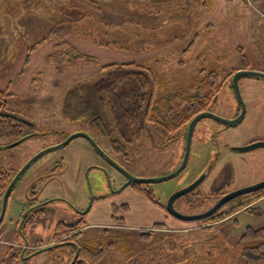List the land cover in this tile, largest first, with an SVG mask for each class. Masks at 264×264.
Returning <instances> with one entry per match:
<instances>
[{"label": "rangeland", "instance_id": "374dc122", "mask_svg": "<svg viewBox=\"0 0 264 264\" xmlns=\"http://www.w3.org/2000/svg\"><path fill=\"white\" fill-rule=\"evenodd\" d=\"M68 2L14 0L10 9L12 4L9 0H0V91L4 93L0 94V106L3 105L0 110L14 112L23 119V132L36 133L19 145L0 150L1 172L17 171L31 156L77 131L93 134L100 147L134 176L156 177L179 165L183 153L182 139L172 141L169 138L170 144H163L167 140L153 131L148 123L142 124V129L135 132L130 140L116 133L108 137L98 133L97 125L89 116L65 107V104L73 103V100H67V96H74L69 94L71 90L76 89L79 93L83 86L100 79V66L103 64L136 62L150 66L159 77L157 81L171 85L187 79L182 77L195 75L198 69L217 70L220 87L209 109L224 118H233L238 111L230 86L232 74L237 69L246 68L264 72V0H253L250 4L244 0H135L139 4L138 10L133 9V1L125 4L122 0H110L100 11V18L103 22L126 19L119 28L128 33H115L125 47L96 45L87 37L68 34L63 26L56 27L66 25L65 20L76 18L77 8L69 6ZM138 25L142 26L143 32L138 31L134 35L137 30L133 28ZM50 32L52 35H49ZM92 37L103 40V35L97 31L92 32ZM143 38L145 45L139 48V39ZM38 41L41 43L29 51V62L25 64L28 47ZM62 41L92 57V65L84 67L78 64L75 68H65L62 73H56L46 61V56L54 52L56 44ZM240 53L245 55V59H240ZM239 87L246 105L242 121L237 126L224 127L214 136V142L202 149L194 135L187 166L171 179L150 184L151 200L130 187L112 198L97 199L106 187L109 194L114 193L113 190L124 179L83 137H76L64 147L42 155L23 173L8 198L4 225L8 226L10 218H17L27 204L26 196L32 190L37 191L40 199L56 196L58 210L46 215L35 229L40 238L32 236L33 240L50 238L57 222H68L94 197L95 205L91 212L97 206L100 209L114 205L119 207L115 218L111 216L95 228L83 229L86 236L95 235L103 228L119 230L117 247L107 252L109 264H125L128 252L141 248H151L150 252L156 253L154 264H194L198 261L230 264L233 257L220 254L219 247L213 253L209 250L208 254L199 249L200 256H197V252L186 246L189 240L202 238L204 235L200 232L210 222L171 218L160 206L165 204L172 192L200 175H204V179L193 189L192 195L185 197L193 203L176 200L175 207L179 212L190 215L202 213L220 197L217 198V194L224 195V192L264 180V147L246 151L234 149L264 141V79L241 77ZM104 114L107 116L108 111L104 110ZM201 122L213 126L209 118L204 117ZM216 127L222 126L218 124ZM208 134L206 138L212 139ZM111 139L117 141L116 145L111 146ZM4 144L7 140L0 139V145ZM174 152H177L176 156ZM45 173H51L53 179L43 189L48 178L45 176L42 179ZM38 175L41 178L33 180ZM123 204L128 208L122 209ZM250 205L256 208L249 212L238 211L212 222L215 228L210 232L217 233L216 240L220 246L231 247L246 226L256 228L264 225V198ZM116 217L125 219L121 223ZM154 223H166V227H154ZM4 230V235L1 233L0 236V260L10 257L11 248H16L19 254L24 245L21 241H14L12 227H5ZM139 231H151V240L144 245L133 243ZM227 236L229 238L226 239ZM31 241L27 250L49 245ZM64 254V248L55 247L14 263L11 257L10 263L2 264H65L68 258ZM28 256L30 254L24 258ZM60 257L61 260L57 259Z\"/></svg>", "mask_w": 264, "mask_h": 264}, {"label": "trees", "instance_id": "16d2710c", "mask_svg": "<svg viewBox=\"0 0 264 264\" xmlns=\"http://www.w3.org/2000/svg\"><path fill=\"white\" fill-rule=\"evenodd\" d=\"M9 1L12 4L9 5L11 9L14 0ZM122 1L125 4L128 1H133V9H139V4L134 2L135 0ZM108 2L110 0H73L72 2L69 0V6L77 8L76 18L65 20L66 25L61 24L56 27L63 26L68 34L87 37L96 45L125 47L123 45L125 43L122 42V39H117L115 33H121L122 35L128 33L127 31L123 33L119 28V26H123V20L126 19L103 22L100 18V11L102 8H106ZM133 29L134 31L137 30L134 35L138 31L143 32L140 25ZM94 31H97L101 36L103 35V40L93 38L92 32ZM49 35H52V32ZM143 40L144 38L139 39L140 43H144L140 45L138 42L139 48L145 45ZM40 43L41 41H38L28 47L25 64L29 62V51L35 49ZM7 44L9 45L10 42ZM239 57L241 60L245 59V55L241 53ZM46 61L53 66L56 73H62L65 68H75L78 64H82L84 67L91 66L94 62L92 57L80 52L67 41L56 44L54 52L46 56ZM180 62H184V60L180 59ZM100 68L102 74L100 79L91 85L83 86L79 93H76V89L71 90L69 94L73 93L74 96L72 98L67 96V100L71 99L73 103L70 105L65 104V107L73 112L76 111L77 114L89 116L94 125H97L96 130L100 134L110 137L111 134L116 133L126 140L132 139L135 132L139 131L140 128L142 129L144 123H148L153 131L165 140L178 135L185 129L191 117L204 110L214 101L221 82L219 72L214 69H198L195 75L182 77L187 79L179 84L171 85L157 81L156 78L159 77L153 67L136 62L108 63L101 65ZM0 94L4 93L0 91ZM104 110L108 111L107 116L104 114ZM15 116L14 112L6 109L0 110V139H6L7 144L28 135L30 137L34 136L32 133L22 131L21 127L24 122L14 118ZM110 142L111 146H114L117 141L111 139ZM15 172L13 170L11 172L0 171V195ZM145 188V184L135 183L133 185V189L137 193L151 200L152 189L150 186L148 189ZM219 196L221 194L216 195L217 198ZM262 196H264V186L249 193L238 195L224 203L215 212L196 220L210 222L211 224L201 230L200 233L204 235L202 238L189 240L186 246L193 249V252H197V256H200L199 249H204L208 254L209 250L213 253V250L215 251L219 247L220 254L233 257L230 264H264V225L256 228L246 226L231 247L220 246L216 240L217 233L210 232L215 228H213L215 224L212 223L213 221L221 220L238 211L249 212L254 210L256 207L250 204ZM121 207L124 210L127 209L126 204ZM118 208L116 205L112 206V216L114 218ZM116 219L117 222L122 223L124 221V217H116ZM153 225L160 228L166 227V223H154ZM63 226L60 223L56 228L61 229ZM74 229H77V227H72L65 233ZM2 231H4V228ZM118 231L103 228L98 230L95 235L94 233L87 234V236L85 234L83 237L79 236L81 234L79 232L74 242L62 244V246L56 248L61 250L64 247L65 254L69 251L67 254L69 260L72 258L73 253L74 256L77 255L72 264H109L107 252L117 247V238L120 237ZM203 232L210 234H204ZM137 237V240H134L133 243L140 242V245H144V243L151 240L152 232L139 231ZM227 238L229 237L227 236ZM149 249L151 248H141L136 252H128V260L125 264H154L153 261L157 256L156 253L153 254L154 251L150 252ZM15 250L16 248H11L10 257L8 256L7 259L2 258L0 264L10 263L11 260L9 259L11 257L14 258L12 263L18 262L21 255ZM194 264L209 263L198 261ZM210 264L216 263L212 261Z\"/></svg>", "mask_w": 264, "mask_h": 264}, {"label": "water", "instance_id": "95a60500", "mask_svg": "<svg viewBox=\"0 0 264 264\" xmlns=\"http://www.w3.org/2000/svg\"><path fill=\"white\" fill-rule=\"evenodd\" d=\"M247 76H253L256 78H260V79H264V72L262 71H258V70H253V69H237L231 76L230 78V86L233 90V94L237 100L238 106H239V110L238 113L235 117L233 118H224L221 117L215 113H213L212 111H208V110H203L200 111L198 113H196L187 123L186 127H185V131H184V149H183V153H182V157H181V161L179 163L178 166L175 167L174 170L160 175V176H156V177H149V178H142V177H137L134 176L132 174H130L122 165H120L115 159H113L110 155H108L101 147L100 145L97 143V141L93 138V136L88 133V132H84V131H77L74 133H71L69 135H66L64 137V139L59 142L58 144L54 145V146H50L48 148H45L39 152H37L36 154H34L33 156H31L29 158V160H27V162H25L13 175V177L10 179L8 185L6 186V188L4 189V192L2 194L1 197V201H0V223L3 219L4 216V212H5V208H6V203H7V199L11 193V191L13 190L15 184L17 183V181L20 179V177L23 175V173L38 159L40 158L42 155H44L45 153L51 151V150H55V149H59L61 147H64L65 145H67L72 139L76 138V137H83L92 147V149L108 164H110L111 166H113L118 172H120V174H122L126 181L125 183L117 190L114 191V193H119L121 192L123 189H125L127 186H129L132 183H141V184H153L156 182H163L166 181L168 179H171L173 177H175L176 175H178L185 167L186 164L188 162V158H189V154L191 151V141H192V133L194 130V126L196 124V122L198 120H200L201 118L204 117H209L212 120H215L217 122H219L220 124H223L226 128L227 127H234L237 126L242 119L245 116V112H246V105L245 102L242 98L241 92H240V87H239V79L241 77H247ZM16 119H19L20 121H23V119H20L18 117H14ZM33 135H36V133H32ZM30 136H25L22 137L18 140H15L9 144L6 145H0V150L6 149V148H11L13 146L19 145L20 143H22L23 141H25L27 138H29ZM258 146H263L264 147V141H255V142H251L247 145L238 147V148H234L237 151H246V150H250L253 149L255 147ZM204 179V175H200L198 178H196L195 180H193L191 183H189L188 185L179 188L177 190H175L174 192H172L166 202V211L171 214L173 217H175L178 220L181 221H194V220H199L201 219L203 216H207L213 212H215L217 209H219L224 203H226L227 201H229L230 199L238 196V195H242L245 193H249L251 191H254L262 186H264V180L253 183L249 186L246 187H242V188H238V189H234L230 192L225 193L224 195H222L208 210L202 212V213H198V214H183L181 212H179L178 210H176L173 206V202L191 192L196 186H198L201 181ZM28 246V242H24V247L21 250V253H23V251L25 250V248ZM59 244H50L48 246H44L41 248L36 249L35 251H33L32 253H30V256L24 258L22 257V260H27L29 257L33 256L34 254L38 253L39 251L42 250H46V249H50V248H55L58 247ZM76 256H74L72 262L70 264H72L75 259Z\"/></svg>", "mask_w": 264, "mask_h": 264}, {"label": "flooded vegetation", "instance_id": "af4514ba", "mask_svg": "<svg viewBox=\"0 0 264 264\" xmlns=\"http://www.w3.org/2000/svg\"><path fill=\"white\" fill-rule=\"evenodd\" d=\"M204 110H208V111H211L209 109V105L204 109ZM238 110H239V106H238ZM203 111V110H202ZM213 112V111H212ZM238 113V111H237ZM237 114H235L236 116ZM192 118V117H191ZM206 118H209V117H206ZM211 119V118H209ZM212 120V119H211ZM202 121V118L200 120H198L194 126V130H193V133H192V141H191V146H192V142H193V139H194V135H195V138L197 139H200L201 142L200 144L202 145L201 146V149L202 147L206 146V136L207 133H209V137L212 138L210 139V143L214 142V138L216 137V135L222 130L224 129V125L223 124H220L219 122L215 121V120H212L213 121V126L210 127V125L206 122H201ZM201 122V123H200ZM216 122V123H214ZM221 125L222 127L221 128H217L216 126L217 125ZM187 125V124H186ZM226 128V127H225ZM184 131L185 129H183L182 132H180L178 135L176 136H173L171 137L170 139L172 141H175V140H179V139H182L183 140V149H184ZM99 133V131H98ZM212 133H215L214 135ZM91 134V133H90ZM93 136V138L96 140V137H94L93 134H91ZM205 136V138H204ZM215 136V137H214ZM204 138V140H203ZM208 138V137H207ZM169 140V139H168ZM168 140L166 142H164L163 144H170L168 142ZM97 141V140H96ZM88 143V142H87ZM21 144V143H20ZM90 146V145H89ZM91 147V146H90ZM92 148V147H91ZM175 156L177 155V152H174ZM190 159V154H189V158L188 160ZM188 163V162H187ZM187 166V164H186ZM93 167V166H92ZM90 167V168H92ZM90 168H88L87 170H90ZM47 176L48 178H46L47 180L44 181V185H43V189L46 188V186L48 185V183L53 179L52 178V174L51 173H45L43 176H42V179L43 177ZM122 178L124 180H122V182L119 184V186L117 187V189H119L126 181L125 177L121 174ZM40 179L41 176H36L33 180H36V179ZM217 179V177L215 178ZM32 180V181H33ZM10 181V180H9ZM8 181V183H9ZM224 181V180H223ZM221 179H220V183H221ZM7 183V185H8ZM135 183H132L130 184L129 186L127 187H130L132 190L133 189V185ZM146 185V188L145 189H148V187L150 186V184H145ZM126 187V188H127ZM6 188V187H5ZM4 188V189H5ZM107 189H104L105 191L103 192V195L99 196V197H96L97 199L101 200V199H105L106 197L108 198H112L113 196H116V195H119L121 194L124 189L119 192V193H112V194H109V190H108V187H106ZM144 189V187H142ZM4 189L3 191L1 192V195H0V201H1V197H2V194L4 192ZM42 189V188H41ZM115 189V190H117ZM113 190V191H115ZM135 191V190H134ZM194 193V191L192 190L191 192L187 193L189 195H192ZM227 193V192H224V194ZM187 194L177 198L179 200H181L182 203H189V204H192L193 202H191V199L189 198H185L187 196ZM223 195V194H222ZM221 195V196H222ZM10 196V195H9ZM220 196V197H221ZM219 197V198H220ZM9 198V197H8ZM57 197L56 196H48V197H45L43 199H40L38 197V193L37 191H34L32 190L31 194H29L28 196H26V200H27V204L25 205V207L23 208V210L20 212V214L17 216V218H15L14 220L13 219H9V223H8V226L5 224L4 225V217L6 215V211H7V206H8V199H7V203H6V208H5V212H4V216H3V219L0 223V231L1 233H5V230H3V228L5 227H12V236L14 238V241H17V242H20L24 244L23 240L25 242H29L31 241V239L33 240L32 236H34L35 239L37 238H40V235L39 233H36L37 231H35V229L41 224L42 220L44 219V217L46 215H48L50 212L52 211H55V210H58V208L54 205L56 202V199ZM94 197H91L90 202L88 204V206L84 209L82 208V210H78L77 213H76V216L75 217H72L68 220V222L66 221H60V222H57V224L55 225V227L53 228L52 230V233L50 234V238L48 237H45L46 239H41V240H33L31 242H38V243H46L49 245L50 244H59V246H62V244H66V243H72L74 242V240L77 239V235H79L78 233L81 232V234L79 235L80 237H83L85 234L83 233V229L86 227V229L88 228H95L99 225H92L90 223H88L89 221V216H90V213L92 211V208L93 206L95 205V199ZM218 198V199H219ZM176 199V200H177ZM217 199V200H218ZM176 200L173 202V206L174 208L176 209L175 205H176ZM216 200V201H217ZM215 201V202H216ZM167 202V201H166ZM166 202L165 204L161 205L160 207L166 212V214L169 216V217H173L171 214H169L167 211H166ZM98 203V202H97ZM178 203V202H177ZM213 205V204H212ZM175 218V217H173ZM62 223L63 228L61 229H57L56 226L58 224ZM72 227H77V229H74V230H71L67 233H65L67 230H69L70 228ZM82 228V229H81ZM29 246V245H28ZM28 246L25 248V250L23 251V253H21V250L22 248L24 247V245L21 247L20 249V255H21V258L32 253L33 251L31 250H27L28 249ZM45 246H48V245H45ZM58 246V247H59ZM41 247H44V246H41ZM39 247V248H41ZM64 248V247H63ZM38 249V248H37ZM69 251H67V254H68ZM68 258V256H67ZM74 258V253L72 255V258L69 260L68 258V261H66L64 259V261H66L65 264H70L72 262ZM77 258V257H76ZM59 260H61V257L60 258H57Z\"/></svg>", "mask_w": 264, "mask_h": 264}, {"label": "crops", "instance_id": "0c3cea01", "mask_svg": "<svg viewBox=\"0 0 264 264\" xmlns=\"http://www.w3.org/2000/svg\"><path fill=\"white\" fill-rule=\"evenodd\" d=\"M245 2L249 3V1L247 0H244ZM252 3L253 0H250ZM249 3V4H250ZM189 9H191V7H188ZM197 141L201 142L200 139H196ZM206 145H208V143H210V140L208 138H206ZM196 178V177H195ZM262 198H264V196L260 197L259 199L257 200H261ZM103 200V199H102ZM256 200V201H257ZM102 201H98V203H101ZM55 206H58L57 203L54 204ZM97 205V204H96ZM59 207V206H58ZM128 208V206H127ZM101 211V212H100ZM101 214V215H100ZM103 214H105V216H103ZM112 216V206H110V208H103V209H100V206L96 207L95 210H93V212L90 213V216H89V223L92 224V225H101L102 222H105L109 217ZM125 219V218H124ZM65 256V254H64Z\"/></svg>", "mask_w": 264, "mask_h": 264}, {"label": "built area", "instance_id": "2783aa9c", "mask_svg": "<svg viewBox=\"0 0 264 264\" xmlns=\"http://www.w3.org/2000/svg\"><path fill=\"white\" fill-rule=\"evenodd\" d=\"M247 1H249V3L251 2L250 0H247Z\"/></svg>", "mask_w": 264, "mask_h": 264}]
</instances>
